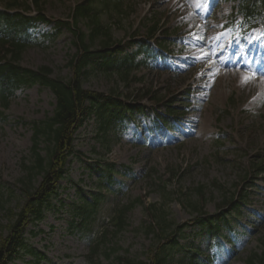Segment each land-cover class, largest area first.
<instances>
[{"label": "rangeland", "instance_id": "obj_1", "mask_svg": "<svg viewBox=\"0 0 264 264\" xmlns=\"http://www.w3.org/2000/svg\"><path fill=\"white\" fill-rule=\"evenodd\" d=\"M129 1L130 9L126 16L118 19L114 15L103 14L104 20L112 23L115 38L121 39L130 36L133 32L138 31L139 25L141 29L138 38H140L147 32V27L151 24L149 23L151 19L147 20V18L151 17L156 10L163 14L164 19L168 22L167 27H177L176 14L179 15L181 9H184L189 2V0H163L162 5L156 8L157 2L154 3L152 0V7H150V0ZM48 3L45 8L47 16L55 20L68 18L72 0H49ZM48 29L50 27L45 30ZM71 38L69 32L62 31L55 41L46 43V47L29 49L23 54V67L37 69L46 65L50 66L55 74L69 78L71 71L68 61L70 55L74 53L70 43ZM174 48L177 51L178 47ZM188 55L190 58L186 66L175 74L155 69H139L132 72L130 77L133 78V81L127 85L123 81H117L115 77L110 78L108 75L94 73L86 79L85 87L91 91L105 94L113 93V91L124 93L123 95L126 97L125 94L135 88L142 85H153L160 88L162 93L167 90L172 93L176 90L174 96L177 95L178 98H181L179 92L183 88L180 87L183 86L186 79L194 78V58H202L206 54L204 51L200 53V50H195V52L189 50ZM135 77L143 80H135ZM259 87L264 90V83ZM212 89V94H207L208 97H211L210 100L205 104L202 114H197L196 117L199 122L197 136L183 143L164 144L151 140L150 146L146 147L142 145L141 135H139V140L135 137L137 129L131 123L126 131L122 132L119 128L108 131L106 139L109 140L110 149H107L103 144V134L100 131L97 118L92 115L84 122L75 134L76 153L71 158L67 177L60 182L62 188L59 190L58 198L54 201L56 206L47 212L42 222L28 227L29 246L44 251L47 256V259L43 260L41 264H89L86 259L90 251L88 240L76 232H71L68 226L71 217H73L71 209L78 203L83 189L87 194L91 193L90 190L95 189L94 185L99 176L95 169H98L104 161L115 164L117 169L123 171L125 170L123 167L132 165L136 175L135 179L122 174L116 176L111 187L114 191L111 190L106 194L102 210L94 223L97 220L108 222L107 218H110L114 213L113 209L117 204H126L141 198L144 201L136 202L129 212V226L126 231L117 237H112L111 241L107 243L110 248L117 247L119 253L113 254L109 259H105L101 253L97 260L99 264H117L116 255H125V252L139 259H147L151 253L157 250L158 238L146 234L150 219L145 206L162 202L163 184L167 185L166 190L171 191L167 210L175 224L185 225L196 217L197 213L190 207L187 196L201 185L205 187V196H208L202 202L204 209L202 207L201 212H205L209 216L217 213L220 202L216 191L217 185L220 184L228 188L232 187V184H241L244 177L243 170L250 165L251 157L258 154L260 150H264V107L259 111L260 116H257V120H253L243 113H237V110H226L229 95L234 90V84L219 80ZM236 89L238 90L239 87ZM245 94H248V90H245ZM54 103L55 98L52 92L38 86L21 88L15 93L10 107L5 112L7 118L0 121V187L15 188L19 186L18 181L23 176L22 164L24 159H27L32 146L31 122L52 115ZM219 114L220 117L217 118ZM143 122L146 123V120ZM217 129L227 132L223 142L218 144H223L218 150L220 153L215 151L218 145L213 136ZM174 173L177 175L174 176ZM258 183L261 184V181L258 180ZM181 187L187 191L186 197L179 196ZM17 195H19L18 190ZM197 198V194H191L192 201ZM251 199L250 208L260 207L258 200H255L254 197ZM19 202L21 203L20 197H16L9 205L17 206ZM5 218L6 214L0 209V225H5ZM240 218L243 222L251 220L246 215H240ZM199 228L194 224L187 225L182 232L185 236L181 237L180 243L189 247L192 239L188 237L197 233ZM255 229L257 232L243 246L242 238L234 239L237 241L238 247L232 240V244H230L229 238L225 236L219 238L223 245L226 244V247H217L212 250V252L217 250L220 254L225 255L219 259L217 264H247L250 252L260 251L264 247V228L258 229L257 227ZM223 232L225 235L228 231L225 229ZM209 241L217 242L218 238L209 240L207 234H202L195 239L193 245L195 247L201 245L206 249L203 254L208 255L211 253L207 250ZM234 246L236 248H233ZM229 248L236 251L231 257L227 256ZM185 253H187L185 248L175 253L173 259L176 263L173 264H179ZM29 260H31V254L27 253L12 264H27Z\"/></svg>", "mask_w": 264, "mask_h": 264}, {"label": "trees", "instance_id": "obj_2", "mask_svg": "<svg viewBox=\"0 0 264 264\" xmlns=\"http://www.w3.org/2000/svg\"><path fill=\"white\" fill-rule=\"evenodd\" d=\"M1 1L6 2V10L0 11V31L5 36V39L0 40V99L4 101L3 105L8 106L9 104L8 91H12L14 87L20 84L27 83H39L51 89L56 98L53 115L42 121L34 122L32 162L30 166L24 165L26 175L20 179L21 194L25 200L18 212H14L12 209L8 211L10 221L8 233L6 236L0 234V264H8L9 260L18 256L28 247L24 236L27 224L41 221L45 216V212L52 207L53 198L57 195V181L64 176L67 159L74 153L73 134L82 125L86 117L95 114L100 121V126L103 127V133H106V129L114 124L116 120L120 122L124 118L126 111L141 109V105L121 101L119 99L121 95L114 91L113 94L103 95L84 88L85 79L94 72L87 70V66L91 63V69L102 70L111 76L116 74L127 85L131 80L129 79L130 73L135 67L133 65V55L128 54L118 60L116 55L113 54V48L119 46L118 42L111 38L110 29L101 22L99 10L101 6L104 9H111V0H101L99 4H97V0H84L73 13V24L66 23L74 34L75 41L73 43L77 49V52L69 61L73 74L67 80L61 77L53 78V71L47 66L33 70L24 68L21 65L22 55L26 48L23 41L30 38L28 29L32 26L35 18L19 12L11 13L7 11L9 8L21 7L29 10L30 8L26 3L17 0ZM34 2L37 7H40L46 0H34ZM113 11L122 14L124 12L123 4L118 2L111 9V13H114ZM37 19H45V17L40 14ZM80 22L86 25L87 30H82L78 25ZM157 29L158 24L151 27L148 37H152ZM144 42L141 41L140 48L147 51ZM96 43L97 47L95 49L94 45ZM120 60H122L121 63ZM131 95L135 101L147 99L156 105L165 104L167 107L166 116L175 113V108L172 106L173 101L164 103L165 99L161 97L159 90L155 88L142 86L134 89L127 97H131ZM2 116L3 114L0 111V118ZM106 138L107 136L103 135L104 142L109 143ZM40 142H47L48 144L46 156L40 152ZM101 168H103V180L101 179L103 184H106L104 181L111 183L110 171L112 165L102 163ZM38 175L42 177V181L36 186L33 179ZM98 183V186L102 188L103 184L101 185L100 181ZM199 191L201 192V190ZM93 197L94 203L86 201L76 211V215L80 217V222H77L74 228L82 233L89 230L90 219L95 215L97 203L102 198L101 195ZM223 197V205L233 203L232 198L228 199L226 194ZM132 205L124 206L120 214L114 219L115 234L120 233L127 226L126 212ZM193 208L199 209V207ZM151 217L153 218V225H150L149 229L154 230L157 226L164 236L162 237L163 240L170 242L169 249L163 247L152 264H166L173 247H179L180 245L178 239L173 237L177 229H172L174 223L170 219H166L164 212H161L159 216L151 213ZM211 224H215L213 230L219 231L221 226L217 221H212ZM109 235L110 231L105 230L102 237L92 245L88 256L90 263L102 252V249H104L103 253L106 258L116 252L117 248L111 249L105 246ZM193 251L196 250L193 249ZM33 254L35 258H45L43 253L35 250ZM192 258L195 262L198 260L195 256ZM116 260L119 261V264H147L128 257H117ZM248 264H264V249L262 253L252 252L248 258Z\"/></svg>", "mask_w": 264, "mask_h": 264}, {"label": "snow or ice", "instance_id": "obj_3", "mask_svg": "<svg viewBox=\"0 0 264 264\" xmlns=\"http://www.w3.org/2000/svg\"><path fill=\"white\" fill-rule=\"evenodd\" d=\"M249 79H250L249 77H245V78L243 79V82H244V83H247Z\"/></svg>", "mask_w": 264, "mask_h": 264}]
</instances>
